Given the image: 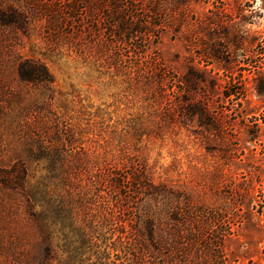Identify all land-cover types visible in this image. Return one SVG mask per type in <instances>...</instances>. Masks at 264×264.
I'll return each instance as SVG.
<instances>
[{
    "label": "rangeland",
    "instance_id": "rangeland-1",
    "mask_svg": "<svg viewBox=\"0 0 264 264\" xmlns=\"http://www.w3.org/2000/svg\"><path fill=\"white\" fill-rule=\"evenodd\" d=\"M166 2L116 46L107 0H0V264H120L202 208L228 264H264V0Z\"/></svg>",
    "mask_w": 264,
    "mask_h": 264
},
{
    "label": "trees",
    "instance_id": "trees-1",
    "mask_svg": "<svg viewBox=\"0 0 264 264\" xmlns=\"http://www.w3.org/2000/svg\"><path fill=\"white\" fill-rule=\"evenodd\" d=\"M78 1L84 4L89 2V0H74L72 6L68 5L66 8L76 12L75 4ZM128 1L129 9L135 18L133 22H128L124 18V14L118 6V0H107V6L110 8L109 18L115 22L111 26L113 30L108 41L116 46L127 43L137 35L147 37V41H149L150 37L154 36L153 30L155 28L162 30L166 25L165 22L169 19L166 14L168 9L166 1L168 0ZM169 11L175 12V9ZM144 53V51L141 52V55L137 56V60L146 58ZM19 74L24 77L22 67H20ZM186 83L185 86L188 89L185 90V93L189 94L193 85L191 76L190 79L187 78ZM191 111L198 112L202 124L208 125L218 133L221 131V124L216 123L215 125L210 122L204 110ZM107 181L113 190L119 186L118 180L114 178ZM148 187L155 192L160 191L155 186ZM175 219L176 222L172 225L153 222L147 235L138 230L135 231L139 240L132 243L120 242V245L122 243L125 245L121 251L120 264H228L223 248L224 239L230 234V227L216 210L211 208L195 209L183 221L180 222L177 214H175ZM103 253L98 257L97 264H108ZM82 262L80 261L79 264Z\"/></svg>",
    "mask_w": 264,
    "mask_h": 264
},
{
    "label": "clouds",
    "instance_id": "clouds-1",
    "mask_svg": "<svg viewBox=\"0 0 264 264\" xmlns=\"http://www.w3.org/2000/svg\"><path fill=\"white\" fill-rule=\"evenodd\" d=\"M261 0H257V6L260 4Z\"/></svg>",
    "mask_w": 264,
    "mask_h": 264
}]
</instances>
